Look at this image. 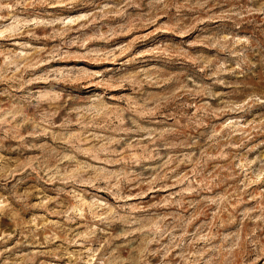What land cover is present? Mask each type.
Returning a JSON list of instances; mask_svg holds the SVG:
<instances>
[{"label":"clouds","instance_id":"1","mask_svg":"<svg viewBox=\"0 0 264 264\" xmlns=\"http://www.w3.org/2000/svg\"><path fill=\"white\" fill-rule=\"evenodd\" d=\"M260 37L264 0H0V264H262Z\"/></svg>","mask_w":264,"mask_h":264},{"label":"rangeland","instance_id":"2","mask_svg":"<svg viewBox=\"0 0 264 264\" xmlns=\"http://www.w3.org/2000/svg\"><path fill=\"white\" fill-rule=\"evenodd\" d=\"M77 10L79 11L80 9H77ZM161 22H163V21H161ZM133 35H136V33H133ZM130 39H131V36H128V37H120V38H118V40H114L112 43L113 44H116V43H119V42H127ZM158 39H173V37L157 35L156 37H152L148 41H145L144 44H150V43H152L153 40H158ZM260 39H261V42L264 43V37H260ZM144 44H137L132 49L131 52H129V53H127V55L121 57L120 60L118 61V63L121 62V61H123V60L128 59L130 56H132L133 54H135L136 51H138L142 47H144ZM102 66H107V65H102ZM135 66L136 65L134 64L131 67H135ZM91 67H94V66H91ZM255 82H256L257 85L264 86V70H261V71H259L257 73V78H256V81ZM262 264H264V262H262Z\"/></svg>","mask_w":264,"mask_h":264}]
</instances>
